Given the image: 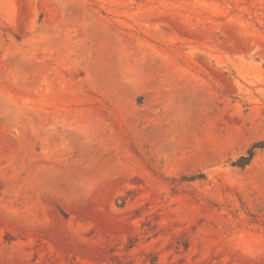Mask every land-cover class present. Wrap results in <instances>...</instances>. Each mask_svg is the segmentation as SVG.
<instances>
[{"label": "rangeland", "instance_id": "rangeland-1", "mask_svg": "<svg viewBox=\"0 0 264 264\" xmlns=\"http://www.w3.org/2000/svg\"><path fill=\"white\" fill-rule=\"evenodd\" d=\"M0 95V264H264V0H0Z\"/></svg>", "mask_w": 264, "mask_h": 264}, {"label": "bare ground", "instance_id": "bare-ground-1", "mask_svg": "<svg viewBox=\"0 0 264 264\" xmlns=\"http://www.w3.org/2000/svg\"><path fill=\"white\" fill-rule=\"evenodd\" d=\"M83 27H84V26H83ZM100 31H101V30H100ZM89 32H90V31H89ZM105 34H106V33H105ZM87 36H88V35H87ZM94 40H95V39H94ZM90 45H91V44H90ZM89 47H90V46H89ZM86 48H88V47L86 46ZM123 48H124V47H123ZM124 49H125V48H124ZM81 50H82V49H81ZM88 54H89V53H88ZM174 56H175V55H174ZM86 59H87V58H86ZM170 59H171V58H170ZM97 61H98V60H97ZM141 62H142V61H141ZM102 64H104V62H102ZM37 65H38V64H37ZM97 65H98V64H97ZM100 66H101V65H100ZM100 66H99V67H100ZM102 68H104V67H102ZM111 68H112V67H111ZM96 70H97V69H96ZM30 71H31V70H30ZM47 71H48V69L46 70L45 68H41V70H40V72H41V73H40L41 76H48V72H47ZM97 72H98V70H97ZM180 72H181V71H180ZM29 73H30V72H29ZM29 73H28V71H23V76H24V77H26V76H27V77H30V76H28ZM32 73H33V72H32ZM55 74H56V73H55ZM38 75H39V74H38ZM58 75H59V74H58ZM62 75H63V74H62ZM36 76H37V75H36ZM24 77H23V78H24ZM34 78H35V77H34ZM52 78H53V77H52ZM28 79H29V78H28ZM54 79H55V78H54ZM26 80H27V79H25V81H26ZM30 80H31V79H29L28 81H30ZM34 80H35V79H34ZM25 81H24V83H28V81H26V82H25ZM58 81H59V80H58ZM34 82H35V81H34ZM46 87H47V86H46ZM6 93H7V92H6ZM0 96H1V95H0ZM60 97H61V96H60ZM2 100H3V99H2ZM192 101H193V100H192ZM114 104H115V103H114ZM114 107H115V106H114ZM114 107H113V108H114ZM126 107H127V106H126ZM132 108H133V107H132ZM137 110H138V109H137ZM123 113H124V112H123ZM117 114H118V113H117ZM130 117H131V116H130ZM189 118H190V116H189ZM119 121H120V120H119ZM112 128H113V127H112ZM87 130H88V129H87ZM118 134H119V133H118ZM172 141H173V140H172ZM206 141H207V140H206ZM42 142H43V141H42ZM43 143H45V142H43ZM44 146H45V145H44ZM65 150H66V149H65ZM82 151H83V150H82ZM117 152H118V151H117ZM53 157H54V156H53ZM50 158H51V157H50ZM77 159H78V158H77ZM77 161H78V160H77ZM119 161H120V160H119ZM113 163H114V162H113ZM119 166H120V165H119ZM119 166H118V167H119ZM95 177H96V176H95ZM27 182H28V181H27ZM23 183H24V182H23ZM21 185H22V184H21ZM32 185H33V184H32ZM69 185H70V184H69ZM27 207H28V206H27Z\"/></svg>", "mask_w": 264, "mask_h": 264}]
</instances>
